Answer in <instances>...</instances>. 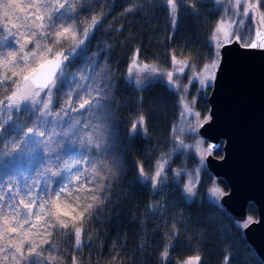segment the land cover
<instances>
[{
  "label": "trees",
  "instance_id": "obj_1",
  "mask_svg": "<svg viewBox=\"0 0 264 264\" xmlns=\"http://www.w3.org/2000/svg\"><path fill=\"white\" fill-rule=\"evenodd\" d=\"M35 3L0 0V100L20 87L23 75L43 63L39 52L45 45L52 46L55 39L38 33L34 40L42 47L21 72L24 61L19 57L35 49V43L29 42L20 50L27 34L36 30L33 18L41 13L29 7ZM81 3L78 15L70 21L81 36L93 17H100L102 23L89 36L84 56L67 62L70 75L59 90H54L56 99L51 110L60 111L63 119L49 118L51 122L42 129L46 132L44 139L52 143L28 151L7 125L0 132V264H73L74 258L76 264H184L190 257H199L198 264H263L245 239L244 223L235 220L220 198L210 195L214 186L223 193L227 186L199 160L198 154L208 149L207 143L197 131L178 126L185 99L193 102L202 118L208 116L206 88L210 85L203 87L197 74L219 60V48L212 40L218 21L223 18L232 23L231 40L239 36L238 41L246 46L256 30L252 14L244 16L241 6L236 17L217 0H177L173 24L166 0ZM133 5H137L135 11H124ZM257 11L262 18L264 0ZM67 46H55L44 59H53ZM12 53L17 54L16 60ZM94 54L98 63L90 65L87 60ZM136 55L161 73L138 78L130 75L129 66ZM173 57L186 61L187 67L174 75L170 84L164 73L172 69ZM102 69L111 80L108 87ZM82 76L90 77L83 83L101 90V96L96 97L103 105L101 111H71L88 98L87 88L80 93L81 98L73 93L71 105L63 107L69 86L76 87L72 81ZM136 81L142 83L137 86ZM32 113L28 108L11 114L26 130L36 120ZM140 117L144 118L142 125L137 123ZM88 140L92 141L91 150L82 146ZM98 144L102 147L97 148ZM213 154L222 156V142ZM158 163L164 165V178L154 190L151 183L142 184L137 177L141 168L151 176ZM70 164L77 172L60 191ZM57 171L61 174L52 175ZM186 185L193 186L191 193L186 192ZM97 188L102 191H95ZM29 191L30 196L26 195ZM92 197L97 198L99 207L81 216L93 202ZM256 218L257 209L249 204L247 221ZM61 221L68 227H61ZM49 223L54 226L49 227ZM76 228H82L79 247L75 244ZM32 248L37 254L29 256ZM166 249V255H162Z\"/></svg>",
  "mask_w": 264,
  "mask_h": 264
},
{
  "label": "snow or ice",
  "instance_id": "obj_2",
  "mask_svg": "<svg viewBox=\"0 0 264 264\" xmlns=\"http://www.w3.org/2000/svg\"><path fill=\"white\" fill-rule=\"evenodd\" d=\"M167 5L169 6V13L172 16V23L175 24V11L177 7V0H166ZM261 3V0H232L233 7L239 10L242 5L244 6L243 15L249 16L252 12L257 11L258 5ZM7 7V5H5ZM29 7L36 8L37 11H40V15L35 16L33 18V22L35 23V31H31L27 34L24 43L20 45V50L23 51L25 46L29 42L35 43V49L32 52L25 53L24 56H20L19 59L24 61V65L21 68V72H23L27 67L29 60L33 57L37 56V51L41 49L42 45L40 43H36L34 38L37 37L39 33L40 37H51L54 36L55 39L52 41V46H43V51L39 52V56L43 59V63L39 64L37 68L32 69V71L28 75H23V83L20 87L17 88L16 91L12 92V94L6 97L5 100H0V132L5 131V125L8 126V130L15 133L16 136L20 138V141L25 146V149L28 151H36L41 149L42 147H48L52 140H45L44 137L46 132L42 129L45 128L47 124H49L51 120L63 119L60 115V111L53 112L51 110L54 99H56L54 90H59L61 85L67 80L70 75L67 71V62L70 59H74L76 56H84L87 51V41L89 36L92 34L94 28H96L100 23H102V19L100 17H93L91 23L88 27L83 29L82 36L78 33L77 25L74 23H70L74 19L78 12L82 7L81 0H36V3L30 5ZM137 5H133L129 8H126L124 11L131 13L135 11ZM51 21V23H47ZM234 23V22H233ZM262 23H264V15H262ZM232 23L227 22L223 18L218 21L213 34L212 40L216 42L217 47L221 46L222 43L231 42L230 36L232 33ZM259 36V33H258ZM235 39L239 40L240 37L237 36ZM61 43L67 44V48H61L59 52H56L53 59H44L47 54L53 52V48L55 46H59ZM249 48H264V41L257 43L253 41L250 44L246 45ZM103 54V51L101 52ZM13 60H16L17 54H10ZM87 63L90 65H96L98 62L95 59V54L93 57H89ZM133 63H135V58ZM173 63H180L173 57ZM187 63L186 61L184 62ZM215 64V61H213ZM106 67V66H105ZM130 69L132 65L129 66ZM144 67H147L145 65ZM179 71H183V68H180ZM13 75H19V73H13ZM71 75H75L74 73ZM101 76L105 81V87H108L111 84V80L108 78V74H105L104 69L101 70ZM169 81L172 80V73H168ZM6 79H10L11 77H5ZM89 76H82L81 79H74L72 81L73 84L76 85L75 88L69 86V92L65 95L68 96V100L63 107H68L72 103V94L78 98L80 97V93L84 91L85 88L88 89L86 95L88 98L82 99V102L78 104L77 107L71 108L72 112H80L81 110H87L90 113H95L101 111L103 105L100 99L96 97L101 96V90L96 87H89L88 84L83 83L82 81L89 80ZM92 82L97 83L96 78H91ZM142 81H136L137 86H139ZM44 93V97H41V93ZM95 93V96L93 95ZM33 110V115H35L36 120L32 124L31 127H27L25 130V126L17 121L13 120L12 111L19 113L21 111H25L28 108ZM185 111H190V109H185ZM68 113L65 112L64 116H67ZM80 121H76L75 124H79ZM139 124L144 123V118L140 117L138 122ZM137 123L133 124V129L135 130L137 127ZM16 144L17 148H20V143H17L16 140L13 141ZM92 141H86L82 146L84 148H89ZM97 148L102 147L101 144L96 145ZM15 150V149H14ZM53 150V149H50ZM89 150H91L89 148ZM83 159V157H82ZM80 161H77L79 163ZM67 167V165H65ZM95 168V165H93ZM164 165L162 163H158L156 171L148 176L144 173L143 168L140 169L139 176L137 177L138 181L142 184L151 183L154 190L158 189V186L163 181L164 174ZM59 171L53 172L52 175H60ZM79 179V177H77ZM38 183V182H36ZM185 190L188 193L193 191V186H185ZM8 191H12L11 185L8 187ZM63 191V188L60 189ZM95 191H102L101 188L95 189ZM59 192H57V196H59ZM26 195H31L29 191ZM3 197H0L2 200ZM96 197H92L93 202L88 203L87 206L80 213L81 216L85 214H92L99 205L95 203ZM21 204L24 203L23 200L20 201ZM35 203V201H33ZM46 203V202H45ZM44 205L42 204L41 207ZM24 207L30 208L31 204H24ZM67 215V213H65ZM59 219V217H57ZM7 222V221H6ZM27 223V221H25ZM49 227L54 226L52 223H49ZM60 226L67 228L68 224L63 221L60 222ZM12 232L16 231V228L11 229ZM81 233L82 228L75 229V244L77 247L81 245ZM50 235V234H49ZM48 243L47 240L44 241ZM11 247V245H9ZM0 251H3L0 249ZM16 252L19 253L20 257L23 259V253L20 248L16 249ZM167 249L165 253L162 255H166ZM36 249H30L29 256L36 255ZM55 259V258H53ZM199 257L188 258L184 262V264H198ZM32 264H35L33 261ZM73 264H76L75 258L73 260Z\"/></svg>",
  "mask_w": 264,
  "mask_h": 264
},
{
  "label": "water",
  "instance_id": "obj_3",
  "mask_svg": "<svg viewBox=\"0 0 264 264\" xmlns=\"http://www.w3.org/2000/svg\"><path fill=\"white\" fill-rule=\"evenodd\" d=\"M253 41H264L260 26ZM207 102L209 118L197 130L210 151L205 165L225 182L220 203L236 221L246 223L249 204L256 207L257 218L244 224L243 233L264 264V48L237 39L223 43ZM221 142L217 157L213 151Z\"/></svg>",
  "mask_w": 264,
  "mask_h": 264
},
{
  "label": "rangeland",
  "instance_id": "obj_4",
  "mask_svg": "<svg viewBox=\"0 0 264 264\" xmlns=\"http://www.w3.org/2000/svg\"><path fill=\"white\" fill-rule=\"evenodd\" d=\"M217 1L220 3V5L223 7V9L226 12L229 11L230 13H232V15H234L236 17L239 16L240 8L237 11V9H235L233 7L232 0H217ZM249 2H250V0H249ZM242 6L244 7L246 5H242ZM251 14H252V17H253L254 22L256 24V27L260 26L262 29H264V26L262 23V18L259 16L258 11L252 12ZM230 40H231V37H230ZM213 42H214L215 46H217L216 42L215 41H213ZM134 58H135V63H133V61H134L133 60L132 64H131L132 67L130 69V75H134L136 78H138V76L142 75V74L158 75L161 73V71H159L154 66L141 62L137 58V55ZM177 61H179L180 63L174 64L172 69H170L164 73L166 75L168 83H170V84H171V82L169 81L168 73L171 72L172 77H173L176 74L183 73L187 67V63L186 64L184 63L185 61H182V60H177ZM218 61L216 64H211V65L205 67L204 69H202L201 72H199L197 74V78L201 79V82L203 83V87H205L206 84L210 85L209 88H206V90H208L207 95L210 93L211 88H212V82H213V78H214V74H215V70H216ZM145 65H147V67H144ZM180 68H183V71H179ZM44 95L45 94L42 92L41 97H44ZM185 109H190V111H185ZM208 118H209V114H208V116L202 118L199 115V110L197 109V107L194 106L193 102H189L187 99H185L183 104H182V114H181V117L178 121V126L180 128H182L183 130H186V131H190V130L197 131L200 124L202 122H204L205 120H207ZM196 145L201 146L202 144H201V142H197ZM209 152L210 151L208 149L204 153L200 152L198 154L199 160L205 162L204 161L205 155ZM76 172H77V168H75V166L73 164H70L67 167V177H66L65 181L63 182V184L60 186L59 190L61 188H63V189L67 188L69 180L76 174ZM57 192L60 193V191H58V190H57ZM57 192H56V194H57ZM211 192H213V193H210V195L213 199H219L221 197V195H223V191L220 190V188L218 186H214L212 188ZM247 222H249V221H246V223ZM246 223H244V224H246Z\"/></svg>",
  "mask_w": 264,
  "mask_h": 264
}]
</instances>
